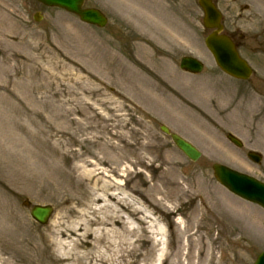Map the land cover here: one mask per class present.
I'll use <instances>...</instances> for the list:
<instances>
[{
    "label": "rangeland",
    "instance_id": "obj_1",
    "mask_svg": "<svg viewBox=\"0 0 264 264\" xmlns=\"http://www.w3.org/2000/svg\"><path fill=\"white\" fill-rule=\"evenodd\" d=\"M216 1L225 14L226 30L244 37L241 53L252 64L262 57L256 52L263 45L256 50L255 41L264 33V1ZM85 7L106 16L104 29L82 24L71 14L43 8L32 0H0V264L6 259L1 257L2 250L18 243L17 224L32 226L35 235L48 227L33 222L24 202L46 206L56 200L49 191L38 192L47 167L53 170L52 176L56 168L61 169L62 162L55 158L58 149L51 144L59 136L50 140V134L80 133L95 114L109 117L107 125H113L117 115L131 119L126 128L136 130L137 135L130 141L140 143L142 137V142L150 143L152 147L142 149V155L159 168L156 185L161 195L143 189V197L156 204L129 193L135 208L148 211L165 237L157 239L156 245L142 233L151 242L137 246L139 255L131 254L123 261L155 264L160 253L171 251L170 261L175 262L178 248L186 245L184 237L177 242V235L184 226H195L194 206L203 207L204 215L210 216V234L205 231L198 236L203 237L206 249L221 245L220 264H253L264 252V211L227 192L211 170L212 164H222L264 182V116L257 110L251 82H236L216 69L204 46L197 0H86ZM157 9L164 17L160 18ZM36 12L42 17L39 22L33 20ZM199 53L205 58L200 57L205 64L200 75L179 70L181 57ZM231 98L235 101L230 102ZM100 124L105 126L101 120L92 123L93 130L101 131ZM160 126L190 142L201 153L200 159L195 163L187 160L160 132ZM228 133L241 140L242 149L226 140ZM18 146L22 148L19 156ZM25 149L36 160L28 159ZM250 151L262 157L260 164L247 159ZM62 169L67 170L64 164ZM137 169L152 184L150 173ZM171 180L180 185L179 192L173 191ZM49 181L61 183L60 171ZM141 190L136 188L137 193ZM177 197L180 204L166 203ZM217 206L224 211V229L215 240L217 230L222 229L212 216ZM53 208L54 217L58 216L62 209ZM127 222L129 228H140L132 220ZM38 242L48 255L55 254L52 245ZM199 253L197 246L193 254ZM17 256L12 263H19L22 255ZM218 257L214 251L215 262Z\"/></svg>",
    "mask_w": 264,
    "mask_h": 264
},
{
    "label": "bare ground",
    "instance_id": "obj_2",
    "mask_svg": "<svg viewBox=\"0 0 264 264\" xmlns=\"http://www.w3.org/2000/svg\"><path fill=\"white\" fill-rule=\"evenodd\" d=\"M158 9L160 18L164 17L162 10ZM160 98L163 101V98ZM117 106L121 108L120 103ZM99 117L96 114L90 117L80 133L64 131L50 134V140H53L54 136H59L51 144L58 149L55 158L62 162L61 169L56 168L60 171L62 182L55 184L49 181L58 171L56 170L52 176L53 170L48 166L41 178L42 183L38 187V192L53 193L56 200L50 203L57 210L58 208L62 210L58 216L57 214L55 217L52 216L43 232L36 235L32 226L17 224L18 243L2 250L4 254L1 253V257L6 256V259L2 260L4 264H37L33 261L40 264H134L126 263L123 258L131 254L139 255L136 247L139 245L143 247L151 242L148 238H142V233L147 234L156 245L158 240L165 237L163 228L148 216V211L135 208V204L132 203L134 198L130 195L136 194L142 199L146 195L144 187L151 188L155 195H161L156 185L159 168L154 166L155 161H146L145 155H142V149L149 150L152 145L142 142V137L139 138L140 143L130 141L137 135L136 130L126 128L127 122L131 119L117 115L113 125H107L110 118ZM98 119L105 124V126L100 124L101 131L93 130L92 127V123L99 121ZM140 120L142 121V117ZM52 146L47 147L49 154L52 153ZM21 152L22 148L18 146L16 155L19 156ZM24 152L28 159L36 160L29 149H25ZM63 164L67 170L62 169ZM137 167L150 173L152 184L148 179H144L143 172ZM162 173H167V170ZM171 181L169 184L173 191L179 192L180 185L175 180ZM130 183H134V188L129 187ZM138 186L142 188L139 193L136 191ZM185 193L184 191L182 196H185ZM143 199L148 204H156L146 197ZM158 201L159 204L163 202V197ZM173 202L180 204L181 199L177 197V200L166 201L169 204ZM216 208L217 211L212 216L216 219L218 227L222 228L217 230L215 240H218L224 229L222 224L224 211L220 206ZM203 211V207L202 209L192 207L191 215L195 226L186 225L177 235V242L184 237L186 245L179 247L177 253L175 250V262L170 261V251L165 255L160 253L155 264H181L182 259L184 264H220L221 245L215 250L206 249L202 243L203 237L198 236V233L207 231L210 234L211 231L210 216L204 215ZM128 219L137 223L140 228H129ZM143 224L145 226L142 231ZM38 240L42 241L41 243H48V246L52 245L55 254L48 255L47 249L41 247ZM168 246L171 247V244ZM197 246L200 253L194 256L193 251ZM181 251H185V254H181ZM214 251L219 253L216 262L213 259ZM18 253L22 255L19 263H12L15 257H18Z\"/></svg>",
    "mask_w": 264,
    "mask_h": 264
},
{
    "label": "water",
    "instance_id": "obj_3",
    "mask_svg": "<svg viewBox=\"0 0 264 264\" xmlns=\"http://www.w3.org/2000/svg\"><path fill=\"white\" fill-rule=\"evenodd\" d=\"M50 7H58L73 13L80 17L81 21L103 27L106 23L105 18L96 10H82L84 0H37ZM205 13L204 26L206 28H216L221 30L219 25V17L210 3L203 0L199 2ZM214 33L205 41L206 47L213 55L218 66L231 77L237 79H247L250 75L249 69L245 63L238 57L233 45L225 37H218ZM181 67L199 72L200 65L193 60L184 59ZM163 131L168 133L167 130ZM230 141L236 146H240L238 142L229 137ZM171 140L175 146L182 151L191 161L195 162L199 158V154L188 143L182 141L175 135L171 136ZM249 157L258 162L259 158L255 155ZM216 181L225 187L229 192L234 195L254 203L264 209V184L260 183L253 178L233 172L222 166L214 165L212 167ZM51 214L49 207L35 206L31 210V217L40 224H45ZM254 264H264V253L260 254Z\"/></svg>",
    "mask_w": 264,
    "mask_h": 264
},
{
    "label": "flooded vegetation",
    "instance_id": "obj_4",
    "mask_svg": "<svg viewBox=\"0 0 264 264\" xmlns=\"http://www.w3.org/2000/svg\"><path fill=\"white\" fill-rule=\"evenodd\" d=\"M264 31V30H263ZM228 36L234 41L238 49L241 48L242 37L238 36L239 41L236 39L235 34H228ZM257 47L256 50L262 47L261 52H256V54L261 55L260 59L253 62V72L251 82V92L254 99H256L257 110L260 111V114L264 116V63H260L261 60H264V33L256 36L255 41Z\"/></svg>",
    "mask_w": 264,
    "mask_h": 264
}]
</instances>
